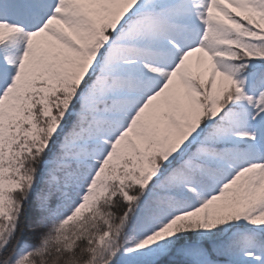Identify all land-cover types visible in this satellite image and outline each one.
<instances>
[{
  "label": "snow or ice",
  "instance_id": "obj_1",
  "mask_svg": "<svg viewBox=\"0 0 264 264\" xmlns=\"http://www.w3.org/2000/svg\"><path fill=\"white\" fill-rule=\"evenodd\" d=\"M0 264H264V0H0Z\"/></svg>",
  "mask_w": 264,
  "mask_h": 264
}]
</instances>
